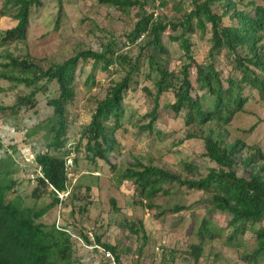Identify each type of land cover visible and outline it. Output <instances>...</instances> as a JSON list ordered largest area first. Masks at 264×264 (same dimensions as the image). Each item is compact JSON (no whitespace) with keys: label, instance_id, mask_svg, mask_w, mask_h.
Instances as JSON below:
<instances>
[{"label":"trees","instance_id":"16d2710c","mask_svg":"<svg viewBox=\"0 0 264 264\" xmlns=\"http://www.w3.org/2000/svg\"><path fill=\"white\" fill-rule=\"evenodd\" d=\"M100 1L125 14L137 8V20L126 35L112 36L101 49L77 50L48 68L27 58L10 56L6 68L0 70V79L32 88L30 93L18 96L15 104L9 107L13 110L35 106V96L46 89L45 84H38L40 81H56L59 87V95L48 100L53 113L42 125L46 129V150L34 152L36 169L40 167L45 177L35 178L32 196L35 199L50 196L52 201L42 207L27 205L24 197L16 192L18 180L15 174L19 164L12 154L0 158V264H82L74 256L75 242L68 226H59L56 222L48 224L41 218L63 203L65 199L59 193L69 192L74 177V173L72 177L68 176L67 169L71 155L73 170L79 161V153L84 149L86 159L96 164L102 160L116 172L117 164L112 161V156L121 146L117 131L123 127L127 114L126 96L130 90L138 89H142L151 102L150 109L140 117V132H147L151 139L154 136L163 139L164 132L156 127L160 119L161 97L173 91L175 100L168 107L176 117L182 115L187 126L185 136L174 144L179 145L190 138L203 139L204 156L217 166L210 167L206 174L183 177L150 160L147 163L136 157L120 171V183L130 181L134 185L137 203L148 209H160L158 215H163L169 208H163L154 199L161 193H168L171 184L210 195L205 199L209 203L207 211H220L227 215L228 220L225 226H217L210 218H202L197 232L201 240L191 244L188 251L195 264L203 256L205 242L222 236L224 230L229 231L226 236L229 245L242 244V238L252 233L253 248L241 257L247 264L264 260V151L242 138L227 140L228 126L237 113L246 110L249 99L257 93L264 100V5L249 1L247 6L241 7L243 0H181L176 8L184 12L180 19L175 20L156 16L154 11L146 8L157 1L165 5L166 0ZM184 1H189V9L185 8ZM40 4L41 0H5L0 14L17 22L0 30V47L27 39L32 8ZM59 5V13H62V0H59ZM198 31L203 35L210 33V48L202 62L195 58L192 48L191 37ZM173 42L183 52L179 68H170L168 64L173 54L169 43ZM129 46L137 47V54L124 50ZM223 52L230 59L232 71L238 72L236 76L230 74L224 78L218 68L215 59ZM90 60L92 66L85 80L89 89L99 84L98 71L114 70L123 75L111 80L103 97H94L96 106L91 121L74 144L76 154L73 155L74 151L68 148V104L73 103L77 95L79 63ZM142 76L144 82L140 79ZM42 126L35 128L34 132H39ZM245 149L246 154L243 153ZM238 166L244 174L239 173ZM184 167L191 174L196 170L187 161ZM68 198L83 199L75 190ZM111 201L114 209L119 211L116 199L111 198ZM81 207L73 206L72 211H80ZM187 208L186 204H175L170 210L179 212ZM125 224L134 233L145 229L142 220ZM79 237L91 243L87 232H80ZM96 240L102 243L99 236ZM102 244L120 261L116 245Z\"/></svg>","mask_w":264,"mask_h":264},{"label":"rangeland","instance_id":"374dc122","mask_svg":"<svg viewBox=\"0 0 264 264\" xmlns=\"http://www.w3.org/2000/svg\"><path fill=\"white\" fill-rule=\"evenodd\" d=\"M165 5L159 1L147 5L148 11L169 19H180L184 10H177L181 0H166ZM240 1V0H238ZM249 1L264 5V0H243L241 7ZM5 0H0V8ZM63 11L59 13V0H41L40 5H34L31 13V23L27 39L12 42L0 47V70L9 62L10 56L27 58L48 68L53 63L62 62L77 50L85 48L101 49L112 36L123 37L137 20V8L129 14L118 8L102 3L100 0H62ZM186 9L190 8L189 1H184ZM227 21V20H226ZM16 20L0 14V30H5L16 24ZM210 27L208 26V29ZM170 32V29L166 34ZM166 40L168 36L165 35ZM193 54L199 61H204L210 48V33L203 35L200 31L192 35ZM173 52L169 57L170 68H179L183 52L176 42L169 43ZM132 55L137 54L138 48L124 47ZM215 62L224 78L238 74L232 71L230 59L225 52L219 54ZM92 61L79 63L76 78L77 95L73 103L68 104V148L72 151L74 144L79 141L83 128L90 123L96 106L95 96L103 97L107 87L114 78H120L123 73L98 71V85L91 89L86 87L85 80ZM143 76L140 79L143 80ZM145 80H143L144 82ZM151 84V81H147ZM45 84L35 96V106L11 109L19 95L30 93L32 88L17 84L6 79H0V158L12 154L19 164L15 174L18 180L17 194L24 197L29 206L42 207L52 201V197L43 196L35 199L32 191L36 180L30 178L36 171L34 152L46 150V124L53 108L48 100L59 95L56 81L47 82L45 79L38 83ZM175 100L173 91L166 92L161 97L160 119L156 127L164 132L163 139L154 136L150 138L147 132H140V117L146 113L151 102L142 89L130 90L126 96L127 114L123 127L117 131L121 143L118 151L112 156L117 164L116 172L102 160L93 163L86 159L84 149L79 153V161L73 170L74 177L70 182L69 194L74 190L83 199L70 200L67 193L59 206L51 209L41 218L44 222L59 226L67 225L72 232L75 251L74 256L82 264H110L101 253L85 246L79 240L80 232H93L99 236L102 243H110L118 247L120 261L124 264H195L188 253L191 244L199 243L198 229L204 216L210 218L217 226H225L228 220L226 214L220 211H207L209 203L205 199L210 195L204 191L188 189L185 186L171 184L168 193H161L154 202L168 209L163 215H158L160 209H148L137 203L134 195V185L130 181L120 183L119 173L129 162L139 157L143 161L162 166L175 171L183 177L196 174H206L208 169L217 166L215 162L204 156L205 144L201 138H190L179 145L174 142L183 138L187 132L185 121L168 107ZM8 107L2 109V107ZM34 132L35 128H41ZM253 126V129H251ZM242 138L249 144H257L264 151V100L257 93L251 97L246 110L237 113L228 126L227 140ZM86 139L83 140V146ZM247 153V149L244 150ZM76 151H74V154ZM150 160V161H149ZM195 166L194 174L188 172L184 162ZM239 173L244 174L241 166ZM169 186V185H168ZM15 195L12 194L11 196ZM68 195V196H67ZM88 198H85V197ZM90 197V198H89ZM111 198L116 199L119 211L114 209ZM90 202V203H88ZM88 203V204H87ZM87 204V205H86ZM175 204H186L189 208L172 212ZM73 206L80 209L73 210ZM140 220L144 223V231L134 233L127 222ZM77 223V224H76ZM75 225V227L73 226ZM228 230L222 236L205 242L203 256L197 264H247L241 257L244 252H250L254 245V235L247 233L242 238V244L227 243ZM145 235V236H144ZM84 240V239H83ZM85 241V240H84ZM257 264H264L259 260Z\"/></svg>","mask_w":264,"mask_h":264},{"label":"built area","instance_id":"2783aa9c","mask_svg":"<svg viewBox=\"0 0 264 264\" xmlns=\"http://www.w3.org/2000/svg\"><path fill=\"white\" fill-rule=\"evenodd\" d=\"M67 169H68V176L72 177L73 176V158L72 155L71 157L68 158L67 160ZM42 177L44 178V173L42 171V169L40 167H38L35 171V173L31 174L30 178L35 179L36 177ZM60 197L63 199L64 196L67 193H59ZM89 238L91 240V243H87L86 241L83 240V238L81 237H77L79 238V240L82 241V243L89 247L92 250H96L97 252L101 253L103 255V257L110 263V264H124L123 262L119 261L116 257V254L108 249L107 247H105L102 243L97 242L96 237L94 236L93 232L89 231L88 232Z\"/></svg>","mask_w":264,"mask_h":264}]
</instances>
